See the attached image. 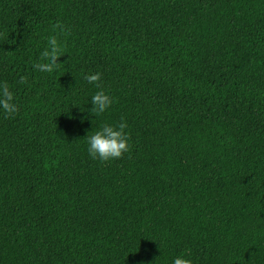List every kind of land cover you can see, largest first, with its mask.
Instances as JSON below:
<instances>
[{
    "label": "trees",
    "instance_id": "16d2710c",
    "mask_svg": "<svg viewBox=\"0 0 264 264\" xmlns=\"http://www.w3.org/2000/svg\"><path fill=\"white\" fill-rule=\"evenodd\" d=\"M3 86L0 264H264V0H0Z\"/></svg>",
    "mask_w": 264,
    "mask_h": 264
},
{
    "label": "clouds",
    "instance_id": "9594fccd",
    "mask_svg": "<svg viewBox=\"0 0 264 264\" xmlns=\"http://www.w3.org/2000/svg\"><path fill=\"white\" fill-rule=\"evenodd\" d=\"M40 55L41 62L34 67L40 72L53 71L58 64L60 55V45L54 36L48 39L47 46ZM83 78L87 83L95 85L97 89L90 97L91 108L89 112L96 115L104 113L110 107L112 100L100 87V73L87 74ZM0 110L8 114H14L17 110L13 96L6 86L0 87ZM125 128L126 124L121 121L115 125L103 124L90 135L88 132L84 138L88 155L101 161L120 158L123 153L128 151ZM171 264H193V262L192 259L181 253L171 258Z\"/></svg>",
    "mask_w": 264,
    "mask_h": 264
}]
</instances>
